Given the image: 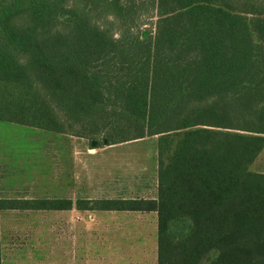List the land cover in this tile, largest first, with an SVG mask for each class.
<instances>
[{
    "label": "trees",
    "instance_id": "16d2710c",
    "mask_svg": "<svg viewBox=\"0 0 264 264\" xmlns=\"http://www.w3.org/2000/svg\"><path fill=\"white\" fill-rule=\"evenodd\" d=\"M0 122L107 145L157 136L155 198H0V213L154 212L156 264H264V172L249 169L264 0H0Z\"/></svg>",
    "mask_w": 264,
    "mask_h": 264
},
{
    "label": "rangeland",
    "instance_id": "374dc122",
    "mask_svg": "<svg viewBox=\"0 0 264 264\" xmlns=\"http://www.w3.org/2000/svg\"><path fill=\"white\" fill-rule=\"evenodd\" d=\"M153 22L142 17L139 30H152ZM101 140L91 148L89 140L0 122V184L38 199L155 198L157 136L106 146ZM249 169L264 172V149ZM156 233L152 213L5 212L1 264H143L133 255L142 234L144 264H156Z\"/></svg>",
    "mask_w": 264,
    "mask_h": 264
},
{
    "label": "crops",
    "instance_id": "0c3cea01",
    "mask_svg": "<svg viewBox=\"0 0 264 264\" xmlns=\"http://www.w3.org/2000/svg\"><path fill=\"white\" fill-rule=\"evenodd\" d=\"M0 198H2V199H38V198H32L30 196H17L16 193L15 194H10V191L7 188L4 190V186H1V184H0ZM104 199H112V198H104ZM69 200H71L74 203L77 200H89V199L81 198V199L72 200V199L69 198ZM71 210H76V209L72 208ZM71 210H67V211H71ZM76 211L85 212V213L89 212V213L101 214V215H105V218H115V216H117V213H134V212H131V211H120V212H118V211H82V210H76ZM5 212H17V213H20V212H25V211H4V212H1V213H5ZM27 212H39V211H27ZM139 213H148V214L152 213V214H155L154 212H139ZM155 222L157 224L156 214H155ZM156 229H157V226H156ZM145 244H146V237L144 236V234H142L140 236V239L137 241V245H135V247H134V254H133L136 257L139 256V258H140L139 261L141 263H143V264L146 262V258H145L146 252H144ZM106 252L108 253L107 250H106ZM126 252H128L129 254H132V251H126ZM156 252H157V242L155 240V257H154V261L155 262H156ZM77 260L81 262L83 259L79 258Z\"/></svg>",
    "mask_w": 264,
    "mask_h": 264
},
{
    "label": "water",
    "instance_id": "95a60500",
    "mask_svg": "<svg viewBox=\"0 0 264 264\" xmlns=\"http://www.w3.org/2000/svg\"><path fill=\"white\" fill-rule=\"evenodd\" d=\"M102 144L105 145V146L107 145V142H106L105 139L102 141ZM90 146H91V148H96L97 142L96 141H91L90 142Z\"/></svg>",
    "mask_w": 264,
    "mask_h": 264
}]
</instances>
